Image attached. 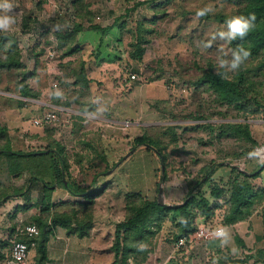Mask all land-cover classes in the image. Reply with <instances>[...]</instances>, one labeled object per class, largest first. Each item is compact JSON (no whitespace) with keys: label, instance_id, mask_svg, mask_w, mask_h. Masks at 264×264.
Returning <instances> with one entry per match:
<instances>
[{"label":"rangeland","instance_id":"rangeland-1","mask_svg":"<svg viewBox=\"0 0 264 264\" xmlns=\"http://www.w3.org/2000/svg\"><path fill=\"white\" fill-rule=\"evenodd\" d=\"M8 2L4 1L0 6V17H8L9 25L13 26L14 16L22 13L30 19L37 17V24L42 27L38 33H31L33 37L26 42L20 31L5 36L17 40L21 47L22 62L29 74L27 83L39 92L42 102L72 111L43 104L38 106V117L49 112L56 114L58 120L48 124L41 122L36 126L38 132L25 134L23 138L20 135L24 132L19 131V140L10 148L34 152L59 144L71 164L65 180L85 189L94 187L91 184L94 173H102L96 180L98 195L91 209L95 229L98 224L111 225L109 231L112 230V234L103 235L105 252L113 255L110 247L114 225L126 219L125 194L138 193L153 199L159 177L165 173L166 181L161 184L159 201L177 204L185 200L190 191L192 194L200 192L210 200L213 214L209 217L200 212L195 215L194 232L200 227L206 228L207 232L222 228L223 234L211 233L212 237L207 241L196 238L192 241L193 251L176 249L175 218L170 215L145 246L150 250L147 256L150 264L165 261L166 264H264L263 242L256 241L263 232L264 208L257 205L249 210L244 221L225 226L223 222L229 213L228 193L217 200L209 195L214 185L227 190L232 177L230 165L251 172L264 163V111L239 113L232 105L219 102L204 79V74L212 68L214 72L223 71L228 78L250 69L251 72L246 74L248 79L261 80L252 72L250 58H244L242 53L239 67L231 68L232 54L239 48L232 46V40L227 36H219V32H226L227 28L217 16L234 13L232 0H86L94 6L95 15L99 17L98 20L96 16L92 18L93 24L101 27L111 25L113 20L128 13L122 19L124 27L120 33L112 29L102 35L85 29L87 31L81 35L85 34L83 37L88 41L84 43L90 50H79L70 57H63V49L58 48L53 57L47 54L53 32L57 34L69 27L65 14L70 8L69 0H42L40 4L38 0ZM135 6L137 9L131 11ZM203 8L212 11L197 16ZM154 17L157 22L153 25L149 20ZM85 28H89L88 24ZM137 28L141 29L140 42L136 38ZM99 36L104 47L101 55L93 48ZM136 45L141 49L140 58L133 54ZM36 54H40L37 63ZM97 59L100 65L94 66ZM80 60H87L91 69L85 76L91 77L93 83L87 87L73 85L72 71ZM221 60L229 63L221 67ZM68 63L72 65L68 66ZM66 74H69L68 78H65ZM0 92L10 94L11 101L7 102L10 110L20 106L18 99L13 98L19 96L13 72L1 74ZM78 109L86 112L81 119L74 112ZM243 126L256 145L244 139L242 132L238 133L237 128L243 130ZM143 134L159 142L158 147L166 156L165 165L161 164L157 154L143 146L131 150L134 138ZM102 157L107 160V166ZM94 163L98 166L95 170L90 167ZM30 176L27 170L17 177L10 175V182L15 186L10 185L9 192L2 194L23 192ZM262 177L264 180V170ZM209 178L207 184L194 188ZM46 180L53 182L48 177ZM40 186L34 182L30 189L24 215L26 223H33V217L37 215L44 217L36 205ZM66 199L68 197L60 191L49 200L53 202L54 211L62 212L73 206ZM193 210L198 211L192 207Z\"/></svg>","mask_w":264,"mask_h":264},{"label":"trees","instance_id":"trees-1","mask_svg":"<svg viewBox=\"0 0 264 264\" xmlns=\"http://www.w3.org/2000/svg\"><path fill=\"white\" fill-rule=\"evenodd\" d=\"M41 1L38 0V3L40 4ZM69 2L71 5L69 6V11L72 10V14L74 15L72 28L70 27L68 30L65 29L63 32H57L56 34L57 48L63 49V57L72 56L80 50L76 37L84 29L85 24H88L89 29L100 34H105L108 30L112 29H117L120 33L124 27L122 19L127 16L128 11L122 18L113 20L111 25L101 27L97 23L93 24L92 18L96 16V12L92 4H89L86 0H70ZM232 3L235 6L234 13L229 16H217V18L220 22L225 23L227 19L233 16L255 17L252 30L243 38L233 39L231 43L232 46L234 45L239 49L243 48L248 51L249 55L246 58H250L252 72L260 76L261 80H249L246 74L248 75L251 72L250 69H246V71L241 70V72L228 78L223 71L214 72L212 68L204 74V79L207 87L219 102L232 105L239 113L244 111L254 114L258 110L264 111V0H232ZM136 9L135 6L131 8V11ZM96 18L98 20V15ZM149 22L154 25L157 20L154 17ZM140 28L136 29L138 42H140ZM24 30L27 31L29 29L25 26ZM134 47L133 54L137 58H140L142 55L141 49L138 45ZM0 52V76L5 72H13L19 96L27 99H38L40 96L39 92H35L27 83L29 74L22 62L21 48L18 43L0 36ZM39 55H35L36 63ZM68 64V66L72 65V63ZM85 64V61L80 60L77 68L73 69V85L87 87L91 82L85 76ZM68 76L69 74H66L65 78H68ZM17 101L20 106L24 104L22 100ZM80 111L82 110L80 109ZM78 118L81 119V116H78ZM245 127L243 126V130L238 127V133L239 131L242 132L241 134L244 135V139L256 145ZM6 135V128L0 126V155L5 158L4 162L7 166L8 174L12 177H17L21 172L27 170L31 175L30 182L41 184L42 193L36 201V205H39V213L44 217L41 218L40 215L33 217V225L38 229V234L29 243L36 245L38 253L36 264H43L46 260L45 243L54 227L61 226L67 230L68 234H75L78 237L89 235L94 224V215L91 207L95 205L94 200L98 195V192H96L98 190L96 180L102 173H94L91 180V184L93 183L94 187L91 188L93 191L89 193V187L85 189L79 184L65 180L64 176L69 172L71 164L68 161V155L61 150L59 144L55 143L54 147L48 146L43 150L24 153L12 150ZM158 145L159 142L157 140L143 134L134 138L131 150L143 146L144 149L157 154L161 164L165 165L166 156ZM102 161L105 165L107 164L103 157ZM96 166L97 163H94L90 167L95 170L98 168ZM258 169L245 172L237 166L230 165V175L232 177L227 190L216 185L210 188L209 195L213 200L220 199L228 193L227 203L229 213L223 225L232 226L244 221L250 214L249 210L251 208L254 209L257 205L264 208V180L262 177L264 168L260 171H257ZM159 171L161 172V170ZM46 177L53 179V182L49 183ZM159 178V182L156 184V196L151 200L144 198L138 193L125 194L127 216L125 220L114 225L113 243L110 247L114 257L112 264H129V260H133L135 264H139L141 260H145L146 255L150 251L145 246L161 230L163 223L169 220L170 215L175 218V243L178 239L188 236L195 231V215L199 212L205 217L213 214V210L210 208V200L201 195L200 192L192 194L190 191L191 194L181 203H161L157 196L161 194V184L166 181L165 173H162ZM209 180L210 178L206 179L203 183H197L194 188H199L201 184H207ZM54 187H61L72 196L84 201L74 200L72 202L73 206L68 210L62 212L54 211L53 202L49 200L51 199V191ZM28 191H30L29 186L21 193L25 195ZM192 207L198 211H192ZM27 209L28 205L22 206L23 211ZM262 219L263 232L256 237V241L263 242L264 247V213ZM262 252L264 255V251ZM137 260H140V262Z\"/></svg>","mask_w":264,"mask_h":264},{"label":"crops","instance_id":"crops-1","mask_svg":"<svg viewBox=\"0 0 264 264\" xmlns=\"http://www.w3.org/2000/svg\"><path fill=\"white\" fill-rule=\"evenodd\" d=\"M4 1L6 3H10L8 2L9 0H0V6L3 5L2 3ZM68 5L71 6L70 2H68ZM14 12L18 13V11H14ZM65 14L69 23V27H66L68 30L70 27L72 28L74 15L72 14V10L69 11V8L67 9ZM21 15L19 13L17 14V16H14L13 19L15 21V24H13V26L11 24L8 25L7 28L5 29H0V36L5 37L6 35H11L13 33L17 34V32L20 31L19 32L20 35H22L23 40L25 39L24 42H26L30 40V37H33L34 35L33 33L35 32L38 33L39 32L38 30L42 29V27L38 26L37 24L36 21L37 17L32 16V18L30 19V16L26 17ZM25 26L28 27L29 30L25 31L24 30ZM85 29H88L94 33H98L89 28H85L84 26V29L80 31L76 37L80 50H86V49L90 50V47L84 43L88 41L83 37V35L85 34L81 35L82 32L87 31ZM55 34L56 32H53L54 38L55 36L57 37V35ZM102 35H106V34H102ZM99 37L100 39L98 40L97 44L94 45L93 48L98 49L101 55L103 53L104 47L102 48L103 41L101 36ZM55 40L57 42V38H55ZM111 49L114 50L113 47H111ZM98 53L96 55H98ZM97 61L98 59L96 60L97 64H95L94 66L100 65V63H98ZM85 62H86L85 64L86 75H89V72L91 70L90 66H88L89 62L87 60ZM88 79L91 80L92 78L88 77ZM92 83L93 82L91 81L90 84ZM9 95H10L9 93L0 92V126L6 128L7 130L6 137L10 145H13L15 141L19 140L18 138L19 131L20 133H22V131L24 132V134L20 135L22 136L21 138H23L25 134L32 135L36 133V131L38 132V127H36L38 125L34 124V121L37 120L39 121L41 119V117L37 116L38 106L42 104L47 106L49 105L50 107L52 106L58 109L67 110V112L69 111L72 112L71 109L62 108L55 104L52 105L50 103L47 104L45 102H42V100H40L39 98L27 99L20 96H13V98L24 101V104L10 110V106H8L7 103L9 100L11 101ZM74 112L79 116H81V118L83 117L82 115L86 113L83 110L80 111V109L74 110ZM4 159L5 158L2 155H0V264H6V260L9 255L10 241L15 235V229L18 226L19 221H22L24 224L33 225V223L31 222L28 223L24 222L26 221V217L24 218L26 212L22 210L23 205L25 204L28 205L27 204L28 201L26 200L29 199V194L31 191H28L25 195L22 194L21 192L19 194L15 193L14 195H10L9 193H6L5 195L2 194V192L7 191L10 188V185H12V187L15 186L13 182H10V175L8 174L7 166L4 162ZM33 183L29 182L28 186H30V189L33 188L32 187ZM60 191L63 192L64 197H68V199L66 200L70 202H73L74 200L84 201L82 199L79 200V198L72 196L69 192H67L65 189L61 187H54V189L51 191V195L53 194V196L51 197H54V194H58L60 193ZM38 192L42 193L40 189ZM96 227L97 228L95 229L93 226L91 231L89 232V235H86L84 237H78L75 234H68L67 230L61 226L54 227L51 235L48 237L45 243L46 260L44 261L43 264H112L114 261L113 255L109 252L107 253V251L105 252V250L103 249L105 244L103 235L105 233L112 234V230L111 232L109 231L111 225L109 227L98 224ZM36 236H25L23 237V240L26 241V243L28 244L29 241L35 238ZM28 246H29L30 261L32 262V264H36V261L38 260L36 245L34 243H29ZM149 254L150 252L146 255L145 260L143 261L141 260V262L140 260H137L138 262H140L139 264H150L147 258ZM166 263L167 262L165 261L163 264ZM129 264H135V263L133 260H129Z\"/></svg>","mask_w":264,"mask_h":264},{"label":"built area","instance_id":"built-area-1","mask_svg":"<svg viewBox=\"0 0 264 264\" xmlns=\"http://www.w3.org/2000/svg\"><path fill=\"white\" fill-rule=\"evenodd\" d=\"M50 41L52 42V45L50 46V49L48 50L47 54L53 57L57 48V42L53 36L51 37ZM130 78L133 79L134 76L131 75ZM57 120L58 118L56 114L46 112L42 115L39 121H34V124L39 125L41 122L47 124L54 123ZM207 231L208 230L206 228L200 227L198 232H194L193 234H189L188 236H184L178 239L177 242L174 243V248L182 250L187 249V251H193V240L198 238L201 241H207L210 239V237H212L211 233H213L212 235H219L218 233H221L223 229L216 228L213 232ZM37 234L38 229L35 225L24 224L22 221H19L18 226L15 229V235L10 241L9 255L6 260V264H32L29 258V246L26 241L23 240V237L36 236Z\"/></svg>","mask_w":264,"mask_h":264},{"label":"clouds","instance_id":"clouds-1","mask_svg":"<svg viewBox=\"0 0 264 264\" xmlns=\"http://www.w3.org/2000/svg\"><path fill=\"white\" fill-rule=\"evenodd\" d=\"M4 7L7 8L8 5L5 4ZM210 11H212V10L208 9V8L200 9L197 12V16H205ZM254 20H255L254 16H249V17L233 16V17H231L225 21L227 31L226 32H224V31L219 32V36L221 38L227 36L229 40H233L236 38H243L252 30V28L254 26ZM9 22H10V20L8 17H6V16L0 17V29L7 28V26L9 25ZM241 53L243 54L244 58H246L249 55L248 51H246L243 48H240L237 51L233 52L232 60L230 62V66L232 69H236L239 67L241 60H242ZM227 63H229V62L221 60L220 66L223 67ZM218 234L222 235L223 233L221 232Z\"/></svg>","mask_w":264,"mask_h":264},{"label":"water","instance_id":"water-1","mask_svg":"<svg viewBox=\"0 0 264 264\" xmlns=\"http://www.w3.org/2000/svg\"><path fill=\"white\" fill-rule=\"evenodd\" d=\"M129 155V154H128ZM264 168V163L261 164V166L259 167V169L257 171H260ZM93 191V189H90L88 192L91 193ZM160 198V196H158V199Z\"/></svg>","mask_w":264,"mask_h":264}]
</instances>
